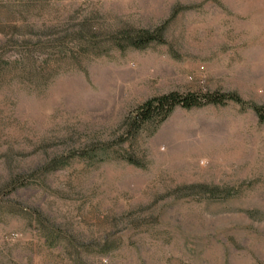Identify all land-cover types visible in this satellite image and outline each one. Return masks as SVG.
I'll use <instances>...</instances> for the list:
<instances>
[{"label": "rangeland", "instance_id": "rangeland-1", "mask_svg": "<svg viewBox=\"0 0 264 264\" xmlns=\"http://www.w3.org/2000/svg\"><path fill=\"white\" fill-rule=\"evenodd\" d=\"M162 26L165 43L124 41ZM172 92L245 104L121 142ZM254 106L264 0H0V264H264Z\"/></svg>", "mask_w": 264, "mask_h": 264}, {"label": "trees", "instance_id": "trees-1", "mask_svg": "<svg viewBox=\"0 0 264 264\" xmlns=\"http://www.w3.org/2000/svg\"><path fill=\"white\" fill-rule=\"evenodd\" d=\"M165 27L162 26L154 31L140 30L123 33L124 41L129 47L136 50L147 49L153 43H165L164 39ZM228 102H235L244 105V101L237 94H206L197 95L189 94L182 95L177 92H172L160 97L150 99L139 106L133 114L125 121L124 136L121 142L135 140L145 127L151 124L160 126L175 112L177 108L192 110L200 108L204 105H226ZM253 109L257 115L264 120V107L254 106ZM108 150L107 147L102 149ZM130 164H136L134 159H127ZM57 161H54L56 163ZM66 164V163H63ZM55 169V168H54ZM52 169V170H54ZM15 180L13 186L15 185Z\"/></svg>", "mask_w": 264, "mask_h": 264}]
</instances>
